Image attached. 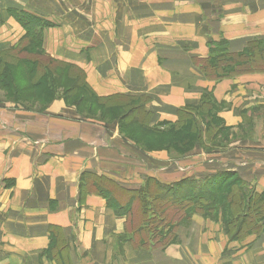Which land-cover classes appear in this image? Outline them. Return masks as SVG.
<instances>
[{
  "label": "crops",
  "instance_id": "crops-1",
  "mask_svg": "<svg viewBox=\"0 0 264 264\" xmlns=\"http://www.w3.org/2000/svg\"><path fill=\"white\" fill-rule=\"evenodd\" d=\"M18 10L52 25L43 31L51 58L81 69L98 97L144 100L152 126L176 122L181 107L210 89L227 108V126L264 123V74L214 84L193 61L208 56L211 40L223 38L240 52L247 41L264 39V0H0V53L26 34L8 12ZM28 116L0 104V264H264V230L230 241L220 223L200 215L177 230L173 244L136 247L125 218L92 186L93 178L126 189L149 177L171 184L212 175L218 164L260 194L262 159L204 160L202 176L168 180L157 173L169 166L153 159L116 170L106 155L121 140L108 127L60 114V135L42 139Z\"/></svg>",
  "mask_w": 264,
  "mask_h": 264
},
{
  "label": "trees",
  "instance_id": "trees-1",
  "mask_svg": "<svg viewBox=\"0 0 264 264\" xmlns=\"http://www.w3.org/2000/svg\"><path fill=\"white\" fill-rule=\"evenodd\" d=\"M8 12L15 15L14 17L26 32L13 51L19 49L20 54H32L31 48L35 47L34 42L42 44L43 31L51 24L22 10ZM208 49V56L205 59L194 58L193 61L204 78L209 81L220 82L241 75L264 73V39L255 38L247 41L240 52H232L229 42L223 38L219 41L208 42ZM28 62L29 60H26L27 65L35 69L36 77L39 76L41 66L37 63L38 61ZM19 63L20 61H17V64ZM58 64L67 70L68 78L71 77L73 71H77V82L74 89L83 88L89 97L98 102L113 99L98 97L86 82L85 73L81 69L62 62ZM10 65L11 63L4 60L0 62V85L2 87L10 86L11 78L6 74L12 68L9 67ZM47 70L44 68V74L40 78L47 74ZM3 74L7 77L2 76ZM52 87L54 88L53 85ZM140 104L141 114L149 120V113L144 110V105ZM222 108L223 105L216 101L213 92L205 90L198 104L186 105L178 110L176 122H162L149 127L146 121L145 125L150 131L158 132L159 127H163L168 130L167 133H175V130L182 126L184 113L187 111L194 115L205 113V119L202 122L208 123L204 128L200 125L201 128L197 131V142L207 150L208 140H210L208 143L210 148L213 147V143H216L215 138L226 130L219 118ZM139 120L135 117L133 122L138 123ZM197 121L198 118L191 120L186 118L185 123L194 128V125L198 124ZM193 131L196 129L186 132ZM204 135H207V140L204 139ZM233 176L236 179L228 181ZM108 181L103 178H93L92 186L97 194L112 206L118 218H125L126 230L132 236L129 241L132 240L130 242L136 247L152 250L173 244L177 230L182 226H189L195 215L216 220L221 213L220 221L230 241L243 240L264 230V192L258 194L252 191V195L246 197L244 185L239 183L241 180L233 171L222 170L203 178H185L171 184H165L156 178L149 177L139 189L119 188L114 182ZM174 209H176L175 213Z\"/></svg>",
  "mask_w": 264,
  "mask_h": 264
},
{
  "label": "rangeland",
  "instance_id": "rangeland-1",
  "mask_svg": "<svg viewBox=\"0 0 264 264\" xmlns=\"http://www.w3.org/2000/svg\"><path fill=\"white\" fill-rule=\"evenodd\" d=\"M54 22L57 23V21ZM34 45L35 47L31 48L33 53L30 55L20 54L18 49L0 56V62L3 60L9 62L11 63L9 67H12L6 73L11 78L10 86L2 87L0 85V104H9L13 109L30 114L24 120L35 127V136L42 139L58 137L60 135L58 127L60 126L54 121L61 118L60 114H73L89 124L110 128L111 132L109 131V133H116L121 143L118 149L106 155L116 164L114 165L116 170H121L128 166H131L130 169L138 170L140 169L139 164L144 165L143 161L151 162L150 160L153 159L157 162L159 161V164H164L166 167L169 166L170 169L166 171L168 173H157L160 174L157 176H161L164 179L168 178V180L173 179L175 176H182V172H189L193 177L202 176L203 173L200 168H202L201 164L204 160L217 162V160L226 161L229 158H241L250 164L256 159L264 161V123L260 126L241 124L237 127H229L226 125L225 120L221 118L222 112L227 109L221 103L223 108L219 113V118L226 130L215 138L217 144L213 143V147L210 148L208 144L210 140H208V149L205 150L202 144L197 142L198 129L201 126L204 128L208 123L202 122L205 119V113H195L194 115V113L187 111L182 115L184 119L182 126L176 129L175 133H167L168 130L163 129V127H159L160 130L158 132L147 130L146 121H148L149 127H154L155 125H150V117L148 120L141 114L140 103L143 104L144 100L140 102V99L115 98L98 102L96 99L89 97L83 88L74 89L77 82V71H73L71 77L68 78L67 70L58 64L61 62L51 58L45 52L44 36L42 44L34 42ZM41 53L46 57L42 56L43 54L41 55ZM26 60H29V62L38 61L37 63L41 66L39 76L36 77L35 69L27 65ZM17 61H20V63L17 64ZM44 68L48 69L46 71L47 74L40 78L44 74ZM6 74L2 76L7 77ZM52 81L53 83H51ZM222 81L213 83L219 84ZM210 90L213 92V89ZM202 94L199 101L195 102V104L200 102ZM55 104L59 105L57 109V106H54ZM186 105H193V103L188 102ZM52 107L53 109H51ZM135 117H138L140 122H133ZM186 118H189V120L198 118L199 122L197 121L198 124L191 128L188 123H185ZM195 129L196 131L186 132ZM178 133L179 135H177ZM207 138V135H204V139L207 140ZM157 158L161 159L157 160ZM214 168L219 169L217 172L222 170L229 171V169L220 168L218 164ZM233 172L236 173L235 171ZM235 179L233 176L228 181L231 182ZM239 183L243 184L242 181ZM85 184L88 185V183ZM243 185L245 196L250 197L252 190L249 186ZM173 212L175 213L176 209ZM208 220L217 224L220 223L221 230L223 233L225 232L220 221L221 213H219V217L216 220Z\"/></svg>",
  "mask_w": 264,
  "mask_h": 264
}]
</instances>
